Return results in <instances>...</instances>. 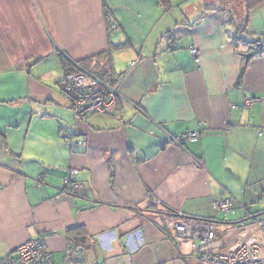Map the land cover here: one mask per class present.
I'll list each match as a JSON object with an SVG mask.
<instances>
[{
  "label": "crops",
  "instance_id": "1",
  "mask_svg": "<svg viewBox=\"0 0 264 264\" xmlns=\"http://www.w3.org/2000/svg\"><path fill=\"white\" fill-rule=\"evenodd\" d=\"M245 2L0 0V259L45 237L55 264H78L82 249L85 264H204L171 226L182 219L212 225L209 254L251 238L247 211L264 220V106L244 99L264 97V52L241 79L231 22L248 15L247 35L264 37V0L248 13ZM61 56L112 85L124 77L116 113L77 121ZM200 126L198 141L169 143ZM71 170L75 197L60 193ZM223 199L236 215L214 210Z\"/></svg>",
  "mask_w": 264,
  "mask_h": 264
},
{
  "label": "built area",
  "instance_id": "2",
  "mask_svg": "<svg viewBox=\"0 0 264 264\" xmlns=\"http://www.w3.org/2000/svg\"><path fill=\"white\" fill-rule=\"evenodd\" d=\"M106 18L111 32L119 28L117 20L106 10ZM174 49V48H170ZM191 54L197 66L200 65L198 50L192 48ZM138 62H133L128 68L130 72ZM124 80L117 78L114 85L105 83L89 72H79L67 75L61 80L63 96L75 113L77 121L88 122L95 115H113L119 99V88ZM264 106V97H245L244 107L254 108ZM204 133L202 126L197 131H188L177 137H171L169 143L183 148L188 142L198 141ZM64 141L68 147L73 146L72 136L65 135ZM200 166L202 163H198ZM79 171H68L62 178L61 195L78 196L83 192L79 182ZM44 177H39L38 186L43 188ZM264 195V182L262 185ZM214 210L225 216L236 215L232 200L223 199L214 203ZM251 220V238L242 239L235 249L227 254L213 255L207 253L214 245L215 234L212 225L206 223H190L186 219L173 222L171 226L180 237L193 241V248L198 253V259L204 264H264V220L258 219L247 211ZM200 242V244H198ZM70 257V256H68ZM0 264H55L45 237L30 240L18 247L16 252L0 259Z\"/></svg>",
  "mask_w": 264,
  "mask_h": 264
},
{
  "label": "trees",
  "instance_id": "3",
  "mask_svg": "<svg viewBox=\"0 0 264 264\" xmlns=\"http://www.w3.org/2000/svg\"><path fill=\"white\" fill-rule=\"evenodd\" d=\"M263 0H246L245 7L247 13L252 10L253 8L259 6ZM234 26H236V36L234 41L236 42L237 46L240 48L242 46L245 50L242 51L241 48V56L244 59V66L241 73V79L244 78V75L251 64L252 60H254L257 57H260L263 55L264 52V37H249L246 33L247 25H248V15L238 18L235 20V18L232 16V22ZM62 64L64 69L66 70L65 74L72 75L77 74L79 72H89L87 71V68L84 67L85 63H74L67 59L65 56H61ZM92 74L91 72H89ZM94 75V74H92ZM96 76V75H94ZM101 81L113 84L112 81L106 79L104 76H96Z\"/></svg>",
  "mask_w": 264,
  "mask_h": 264
},
{
  "label": "water",
  "instance_id": "4",
  "mask_svg": "<svg viewBox=\"0 0 264 264\" xmlns=\"http://www.w3.org/2000/svg\"><path fill=\"white\" fill-rule=\"evenodd\" d=\"M77 256L78 257L74 260V262L75 263H78V264H85L86 254L84 253V250L83 249L80 252L77 253ZM69 261H70V257H69ZM88 261H89V259H88ZM88 261H87V263H88Z\"/></svg>",
  "mask_w": 264,
  "mask_h": 264
},
{
  "label": "rangeland",
  "instance_id": "5",
  "mask_svg": "<svg viewBox=\"0 0 264 264\" xmlns=\"http://www.w3.org/2000/svg\"><path fill=\"white\" fill-rule=\"evenodd\" d=\"M247 227L249 228L250 227V224H248Z\"/></svg>",
  "mask_w": 264,
  "mask_h": 264
}]
</instances>
